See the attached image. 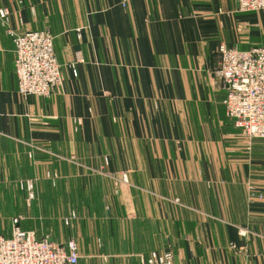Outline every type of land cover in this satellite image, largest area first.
I'll return each instance as SVG.
<instances>
[{
    "label": "crops",
    "instance_id": "crops-1",
    "mask_svg": "<svg viewBox=\"0 0 264 264\" xmlns=\"http://www.w3.org/2000/svg\"><path fill=\"white\" fill-rule=\"evenodd\" d=\"M0 8L17 33L51 32L62 76L59 94L22 98L13 42L0 28V236L25 219L2 202H39L37 181L30 203L17 186L34 179L33 155L48 186L71 196L60 217L71 229L52 238L23 231L73 240L77 264H140L152 252H171L173 264H264V139L245 142L212 73L221 45L264 47V11L240 12L235 0H0ZM6 165L26 171L13 175L17 189Z\"/></svg>",
    "mask_w": 264,
    "mask_h": 264
},
{
    "label": "built area",
    "instance_id": "built-area-1",
    "mask_svg": "<svg viewBox=\"0 0 264 264\" xmlns=\"http://www.w3.org/2000/svg\"><path fill=\"white\" fill-rule=\"evenodd\" d=\"M235 1L240 12L264 11V0ZM125 5L126 0H121V6ZM10 15L8 9L0 8V28L14 46L17 93L22 98H48L59 94L61 67L54 55L51 32L17 33L11 28ZM76 32L79 34L80 30ZM217 54L218 64L212 73L226 91L223 102L226 117L234 122L248 145L255 139H264V47L240 51L221 45ZM75 122L81 124V120ZM46 178L55 180L56 176L47 173ZM17 186L27 193L30 203L34 198V181H20ZM20 219L12 220L8 238L0 236V264H77L79 255L73 240L62 246L47 235L38 238L33 231L20 228ZM74 219L76 216L71 213L63 222L68 225ZM245 233L241 229L238 234L245 236ZM139 260L140 264H173V254L152 252L147 257L140 256Z\"/></svg>",
    "mask_w": 264,
    "mask_h": 264
},
{
    "label": "rangeland",
    "instance_id": "rangeland-1",
    "mask_svg": "<svg viewBox=\"0 0 264 264\" xmlns=\"http://www.w3.org/2000/svg\"><path fill=\"white\" fill-rule=\"evenodd\" d=\"M32 162H31V169H30V174L34 179V182L37 181L38 187H39V202H35L28 206L26 202L24 201V198L22 196H17L15 199V202L13 200L12 203L8 204L6 201L1 203V208L3 210H6L9 208V206L15 208L17 210V214L15 216H20L25 218L24 221L22 222L21 229H35L37 231H40L43 229V232H46L49 234V236L52 238L55 235H58L60 233L61 235L64 234L66 230L70 229H65L61 224V216L65 212V209L71 208L72 204V198L71 196L69 197H60L57 195L55 191L52 190L47 184V182L43 179L42 177V167L39 164V158L35 157L32 155ZM34 161V162H33ZM36 161V163H35ZM35 163V164H34ZM7 172H5L9 178L10 181H12V184L14 185V188H16V182L15 180L17 179L13 177L15 174L21 175V178L24 177V174H26V171H20L15 170L14 166L6 165ZM21 170V169H19ZM88 175H91V171H86ZM3 173V172H1ZM28 174V173H27ZM80 179V178H77ZM18 180V179H17ZM9 181V182H10ZM17 189V188H16ZM63 196V195H62ZM42 197L44 199H42ZM35 206V209L38 212V215H40V219L38 215H30L29 212L33 211V207ZM28 210V211H27ZM27 211V213H26ZM38 216V217H37ZM25 225V227H24ZM45 226L48 228V230H45ZM81 258V257H80Z\"/></svg>",
    "mask_w": 264,
    "mask_h": 264
}]
</instances>
